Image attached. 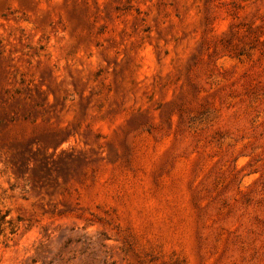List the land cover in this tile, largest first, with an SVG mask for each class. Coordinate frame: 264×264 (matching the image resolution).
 <instances>
[{
	"label": "rangeland",
	"instance_id": "1",
	"mask_svg": "<svg viewBox=\"0 0 264 264\" xmlns=\"http://www.w3.org/2000/svg\"><path fill=\"white\" fill-rule=\"evenodd\" d=\"M0 264H264V0H0Z\"/></svg>",
	"mask_w": 264,
	"mask_h": 264
}]
</instances>
